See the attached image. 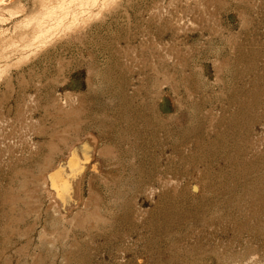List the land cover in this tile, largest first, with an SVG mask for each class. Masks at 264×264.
<instances>
[{"label":"rangeland","instance_id":"obj_1","mask_svg":"<svg viewBox=\"0 0 264 264\" xmlns=\"http://www.w3.org/2000/svg\"><path fill=\"white\" fill-rule=\"evenodd\" d=\"M0 264H264V0H0Z\"/></svg>","mask_w":264,"mask_h":264},{"label":"bare ground","instance_id":"obj_2","mask_svg":"<svg viewBox=\"0 0 264 264\" xmlns=\"http://www.w3.org/2000/svg\"><path fill=\"white\" fill-rule=\"evenodd\" d=\"M56 185V184H55Z\"/></svg>","mask_w":264,"mask_h":264}]
</instances>
